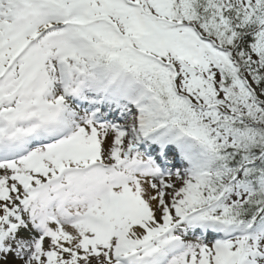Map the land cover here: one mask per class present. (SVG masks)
Returning <instances> with one entry per match:
<instances>
[{
    "label": "rangeland",
    "instance_id": "374dc122",
    "mask_svg": "<svg viewBox=\"0 0 264 264\" xmlns=\"http://www.w3.org/2000/svg\"><path fill=\"white\" fill-rule=\"evenodd\" d=\"M249 1L240 0L245 6ZM29 4L41 8L39 15L31 13L34 22L39 21V16L52 17L53 21L46 23L47 29L39 39V47L24 46L15 56L17 58L13 64L3 70L2 74L8 79L19 80L13 82L18 83L21 90L5 94L9 103L4 106L2 113L12 116L14 121L18 114L22 117V110L30 107L27 105L30 102L28 92L32 96L37 92L30 80L42 72L49 74L54 69V59L67 77L72 74L70 66L81 76L74 81L77 85L84 83L86 76L92 83L101 79L107 81L119 74L121 69L125 77L139 80L141 86L128 98L135 100L140 97L137 104L132 106L136 109L131 112V118L124 117L117 122L119 126L130 125L133 138L140 142L152 134L165 141L169 135L174 134L184 138L188 147L191 144L200 146L196 156L188 157L190 167L186 166L173 175L157 174L158 186L155 192L165 207L155 216V228L145 230L150 235L143 245L145 248H141L143 251L135 260L139 264L146 262V258L150 262L155 260L161 241L171 244L175 239H191L186 224L178 222L181 216L189 215L194 221L196 219L211 226L224 227L228 237L212 241L193 239L195 242H186L182 251L169 255L168 259L158 264H247L246 261L248 264H264V221L257 230L245 235L242 228L214 219L208 207L196 209L200 204L203 183L211 171V150L231 145L235 140L231 131L217 129L210 124L215 111L221 115L230 112L229 109L235 106V116H242L249 108L250 111L254 110L255 104L261 101L241 77L233 80L231 89L222 87L223 74L236 71V65L228 51L218 48L214 42L200 38L186 18L183 0H29ZM8 5L6 2L5 8ZM4 21L9 22L10 19ZM64 38H69V42H64ZM21 59L26 62L19 64ZM122 83L121 80L116 87H121ZM48 87L56 89L54 84ZM164 88H169L174 100L183 99L192 108L178 105L171 108L161 95L160 91ZM24 103L26 106L23 107ZM207 114L209 116H205ZM87 119L85 116V119L75 124L71 134L58 138L55 144H60L53 149L41 147L42 150L39 148L38 151L30 152L16 166L0 165V264H28L23 260L25 256L14 246L17 244L16 239L24 240L29 250L36 255L34 264H115L112 247L119 230L146 227L142 220L128 218L126 215L115 217L113 222L107 224L105 232L90 233L84 238L87 247L75 251L63 247L50 234L52 230L43 235V246L35 249L32 237L28 238L26 233H16L19 224L14 217L23 213L22 206L27 195L26 191L25 195L22 194L19 176L24 175L30 181V188H39L59 168L65 169L70 165L72 156L67 148L71 143L80 140L88 143L89 132L99 137L101 143H105L106 139L109 142L110 138L117 136V127L99 126ZM9 125L12 126L11 123ZM138 143H130L126 149L119 147L122 149V165L118 166L122 174L125 171L133 174L132 162H139L135 169L150 165L144 160V153L137 149L141 147ZM100 146H97L99 155H91V164L87 165L89 161L86 160L74 163L86 172L94 168V162L98 160L114 166V144H108L106 150V146ZM132 147L134 152L129 153ZM63 148L67 151H63ZM57 153L61 156L58 155V160L53 159ZM88 153L95 154L94 151ZM31 167H34L33 170ZM229 188V191H225L228 201L241 200L245 196L244 189L235 181ZM37 250L40 251L39 256ZM150 264L156 263L154 261Z\"/></svg>",
    "mask_w": 264,
    "mask_h": 264
},
{
    "label": "bare ground",
    "instance_id": "6f19581e",
    "mask_svg": "<svg viewBox=\"0 0 264 264\" xmlns=\"http://www.w3.org/2000/svg\"><path fill=\"white\" fill-rule=\"evenodd\" d=\"M6 2L9 4L7 8H5ZM40 10L41 8L38 6L31 7L29 0H0V15L3 18L6 16V18L10 19L9 22L0 20V75L4 66L10 64L11 59L17 56L24 46L27 45L28 40H36L39 32L47 27L46 25L48 22L53 21L52 17L48 16L47 18H41V16H39V21L34 22L30 15L31 13L39 15L38 11ZM36 58L39 63V57L37 56ZM57 65L54 59V69L51 70L49 74L39 73L32 80L31 85L37 89V92L33 95L31 104L36 111L33 118L24 117L22 121L24 124L30 121V119L40 118L45 129L49 128L52 131V129L60 128L59 132L63 133L70 129L74 131L75 124L81 119L73 118V116H76L73 113L76 112L72 106L66 104L59 107L56 105V101L59 98L57 93H61L62 84L66 83L69 88H72L74 81L79 79L80 76L73 70V67L70 66L72 74L70 77H67ZM118 80L119 76L114 77L110 83L105 85L104 93L101 92L99 95L100 100L104 103V111L106 113H112L109 116L112 117L113 121H117L123 117L131 118V112L136 109L135 107H127L114 116L116 113V106L119 105L120 107L121 105L118 99L113 100L111 97L113 84L117 83ZM85 82H89L88 76H86ZM3 84L4 82H0L1 89H3ZM50 84L56 86L57 93L53 94L54 96L50 95L48 92V86ZM125 84L126 85H123V87L119 89L120 92L125 95L132 93L136 88L141 86L139 80H132L129 78H127ZM90 85L91 83H86V88L89 89ZM13 88V85L10 86L9 91L13 92ZM5 93L6 90H0V95ZM137 99L139 100L140 97ZM24 116L27 115L25 114ZM120 130L123 131L122 136L110 138L109 142H107L106 139L105 143H101L99 137H95V134L89 132L87 138L88 143H84L82 140L71 143L67 149L68 151L72 150L70 152L73 158L72 162L78 163V161L84 160L87 162L92 159L91 155L98 156L100 152L97 146H100V143V147L106 146L104 150H106L108 144H114L115 147L118 146L122 149H126L128 144L134 143L133 129L131 126H128L120 128ZM0 132L7 133L5 125L1 121ZM8 135L20 138L21 141L25 140V134H21L16 130L15 133ZM166 139L169 142L165 141L166 143L159 146H157V143H154L151 149L148 146L146 148L145 146L143 147L150 155L162 154L161 158L156 159L162 167L169 165L178 167L181 163H183V167H186L189 165V161L186 160L183 153L179 155H177V153L184 151L185 156L190 158V156H196L197 152L200 150L198 144H191V147H188L184 138L174 134L169 135ZM175 143L180 144L174 146ZM67 149L63 148L64 151H67ZM89 151H94L95 154H89ZM55 158L57 157L53 156V159ZM151 167V165H146L139 171L135 172L132 170L131 172H133V174L129 171H125V173L121 174L117 167H111L106 173V185H103L100 181L96 167L88 172H78L75 175L63 174V172H61L58 175V182L60 181L61 185H64V194L55 192L58 186L52 187L51 185H47L41 188L36 198L32 199L31 196L27 197L25 212L21 217L26 218L30 223L26 224L27 228H24L25 231L16 230V233H26V236L31 238L32 235L34 236L31 224L43 230L49 225L52 230L50 234L52 233L63 247L75 251L87 247L86 243L84 244V238L90 233H94L96 230H103L108 222H113L114 217L126 215L128 218L142 220V224L145 223L143 226H146L143 228L135 226L134 228L127 229L125 239H119L117 241V245L121 247L120 254L122 256H126L127 253H134L138 248L141 249L146 243L150 232L145 230H148L150 227L155 228V216L165 207L162 200L155 192L158 186L156 180L160 171L158 173L154 172V168L151 169ZM3 175L4 173L1 174V177H3ZM76 180L82 185L83 195H80V193L75 190ZM108 189L111 191L112 196L109 200V204L105 207L103 205V194H106L105 192H107ZM23 190L22 192H24ZM31 192L32 191H30L29 195H31ZM60 201L62 207L59 205ZM22 211L24 210L22 209ZM81 216L89 217L88 220H91V224L95 226L93 227L94 230L91 231V229H88V224H85L84 221H80L79 218ZM18 220L19 223L22 222L21 219ZM189 229L194 232L191 227ZM191 230L189 231L191 232ZM15 242L17 243L14 244L16 250L25 256L23 260L28 264H34L36 255L29 250L28 244L26 242L24 243L22 239H16ZM43 244L42 242L40 247H42ZM39 253L40 251L37 252L38 256ZM157 259L163 261L165 259V254L158 253Z\"/></svg>",
    "mask_w": 264,
    "mask_h": 264
},
{
    "label": "trees",
    "instance_id": "16d2710c",
    "mask_svg": "<svg viewBox=\"0 0 264 264\" xmlns=\"http://www.w3.org/2000/svg\"><path fill=\"white\" fill-rule=\"evenodd\" d=\"M183 3L187 20L194 21L207 35L217 38L221 46L229 48L238 71L248 76L264 97V0H250L247 6L240 0H183ZM238 79V72L231 70L225 73L221 85L229 90L233 80ZM160 92L171 108L177 105L192 108L183 99L174 100L169 88ZM250 110L243 114L244 118L233 114L235 106L232 114L220 115L215 111L210 124L231 131L235 141L213 150L212 173L204 188L207 197L203 198L207 203H216L213 210L216 217L242 225H249L258 213L264 212V109L258 103ZM245 161L254 162L244 166L240 179L247 194L243 200L226 202L223 191Z\"/></svg>",
    "mask_w": 264,
    "mask_h": 264
},
{
    "label": "water",
    "instance_id": "95a60500",
    "mask_svg": "<svg viewBox=\"0 0 264 264\" xmlns=\"http://www.w3.org/2000/svg\"><path fill=\"white\" fill-rule=\"evenodd\" d=\"M251 88H252L253 90H256V89H255V86H254L253 84L251 85ZM256 94H257V97H258L259 99H261L262 102L264 103V98H262L261 95H259L257 92H256Z\"/></svg>",
    "mask_w": 264,
    "mask_h": 264
}]
</instances>
